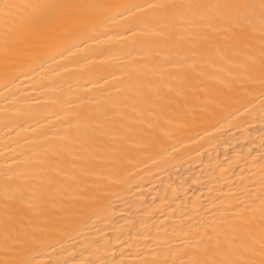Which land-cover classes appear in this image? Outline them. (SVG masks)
<instances>
[{"label":"bare ground","instance_id":"1","mask_svg":"<svg viewBox=\"0 0 264 264\" xmlns=\"http://www.w3.org/2000/svg\"><path fill=\"white\" fill-rule=\"evenodd\" d=\"M0 264H264V0H0Z\"/></svg>","mask_w":264,"mask_h":264}]
</instances>
